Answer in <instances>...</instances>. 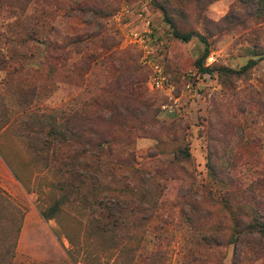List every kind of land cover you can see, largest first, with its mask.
<instances>
[{
	"label": "rangeland",
	"instance_id": "1",
	"mask_svg": "<svg viewBox=\"0 0 264 264\" xmlns=\"http://www.w3.org/2000/svg\"><path fill=\"white\" fill-rule=\"evenodd\" d=\"M157 1L0 0V264H190L199 246L210 264H235V220L264 215V16L237 0ZM166 16L197 35L177 38ZM64 113L74 121L56 127ZM91 126L113 138L97 196L130 201L118 222L88 185L64 196L56 166L71 152L44 145L54 127ZM212 231L221 244L199 243ZM256 246L240 264H264Z\"/></svg>",
	"mask_w": 264,
	"mask_h": 264
},
{
	"label": "trees",
	"instance_id": "2",
	"mask_svg": "<svg viewBox=\"0 0 264 264\" xmlns=\"http://www.w3.org/2000/svg\"><path fill=\"white\" fill-rule=\"evenodd\" d=\"M157 1V0H153ZM158 2V1H157ZM239 8L240 6L248 5L249 3L254 5L256 8L257 13L259 16H264V0H237ZM244 4V5H242ZM95 8V7H94ZM93 8V9H94ZM82 10V8H80ZM166 20L171 24L173 28L174 35L183 40V41H189L193 38V36L197 35L193 31L184 32L180 30L176 24L173 22L171 18L166 16ZM34 31L33 33L40 32L45 25V22H41L38 18L34 19ZM203 41L206 43V49L204 54L202 55L201 59H205L208 57L210 53L209 43L207 38H203ZM81 40H72V43H80ZM197 61V66L200 71L202 72H211L212 69L208 66H204L202 63V60ZM257 62L255 60L249 61L245 66H243L239 70H235L232 68L227 69V71L230 74H243L245 73L250 67L255 65ZM32 90L34 95H37L36 88L30 89ZM20 94L24 93L25 90L19 88ZM32 94V95H33ZM81 112H83V109L77 110L74 112H71V116H78ZM84 113V112H83ZM112 115V114H111ZM66 113L61 115L60 117H57V120H55L56 127H58L57 124H60L59 121H63V119H66L70 121L71 123L74 121L72 117L68 119L66 117ZM101 114L97 115L95 118H92L91 116H87V121L89 125L96 126L97 122L100 120ZM106 120V119H104ZM61 121V122H62ZM60 126H65V124L61 123ZM90 127L89 134L91 135L84 137L82 133H79L78 130L74 127H70L66 129V133H64V130H57L55 127L51 129L48 133L51 137L55 139L54 142L51 143L50 138L46 137L44 139V145H46L48 148L52 149L53 151H56V148H59L60 146H67L68 151L71 152V160L69 162L60 163L56 166L57 170L60 174H62L64 180H60L58 182V187L67 192L64 196L67 195H76L75 198H82L84 196V193L86 192V185L89 186L88 192H90L94 196L93 204L98 206V209H101L102 218L103 220H111L113 222H118L120 220L121 215H124V210L129 209V202L125 197L122 196H114L113 194H110V192H105L102 196H97L98 193V184L100 182V176L103 173L104 170V164H102L101 155L103 153H107L110 149H107L108 146H110L112 142V136L111 135H105L100 134L97 132L93 127ZM38 134V133H37ZM67 142H70L69 145L66 144ZM51 143V144H50ZM51 145V146H49ZM183 154H185V157H190V152H187L185 150L181 151ZM85 153V154H83ZM91 158V159H90ZM64 199V198H63ZM70 198H67L69 200ZM212 203L218 204V203H225V198H212ZM61 202L57 201L52 207H50L47 210L41 211L42 216L45 219L53 218L56 213L61 208ZM132 209H136L135 206L132 207ZM193 210L186 211L184 210V214L189 217V219H192L194 216V212H199V210L195 209L194 206H192ZM264 215L263 214H254L251 218L244 220L241 218H238L235 220V226L232 235L230 236L229 242L235 244V255H234V263L240 264V262L243 260L242 255H245V245H249L252 247L254 252H258V249H256V245L260 244L264 241ZM110 224V221H108ZM114 225H117L114 223ZM105 231L112 230L111 228L104 227ZM201 230H203L201 228ZM254 240V241H253ZM199 243L203 242L206 245H212L211 247H214L216 245L221 244V239L216 236L215 231H212V233L207 234L206 232H201L200 239L198 240ZM255 244V245H254ZM197 248V249H195ZM199 247H194L193 249L188 252L190 264H210L207 258V251L204 248V252L199 251Z\"/></svg>",
	"mask_w": 264,
	"mask_h": 264
},
{
	"label": "built area",
	"instance_id": "3",
	"mask_svg": "<svg viewBox=\"0 0 264 264\" xmlns=\"http://www.w3.org/2000/svg\"><path fill=\"white\" fill-rule=\"evenodd\" d=\"M159 85V84H158Z\"/></svg>",
	"mask_w": 264,
	"mask_h": 264
}]
</instances>
